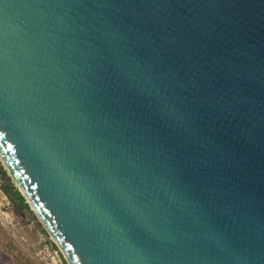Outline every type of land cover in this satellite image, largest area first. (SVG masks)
<instances>
[{"label":"water","instance_id":"obj_1","mask_svg":"<svg viewBox=\"0 0 264 264\" xmlns=\"http://www.w3.org/2000/svg\"><path fill=\"white\" fill-rule=\"evenodd\" d=\"M0 132L68 264H264V0H0Z\"/></svg>","mask_w":264,"mask_h":264},{"label":"rangeland","instance_id":"obj_2","mask_svg":"<svg viewBox=\"0 0 264 264\" xmlns=\"http://www.w3.org/2000/svg\"><path fill=\"white\" fill-rule=\"evenodd\" d=\"M0 264H68L1 161Z\"/></svg>","mask_w":264,"mask_h":264},{"label":"snow or ice","instance_id":"obj_3","mask_svg":"<svg viewBox=\"0 0 264 264\" xmlns=\"http://www.w3.org/2000/svg\"><path fill=\"white\" fill-rule=\"evenodd\" d=\"M4 135V133L3 132H0V136H3Z\"/></svg>","mask_w":264,"mask_h":264}]
</instances>
